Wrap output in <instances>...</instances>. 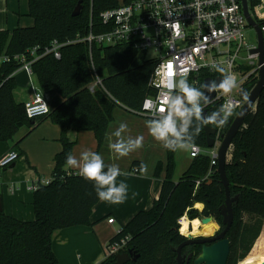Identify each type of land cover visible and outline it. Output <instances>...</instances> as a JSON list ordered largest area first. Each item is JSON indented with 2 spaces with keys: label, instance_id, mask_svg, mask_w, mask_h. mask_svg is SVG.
Masks as SVG:
<instances>
[{
  "label": "trees",
  "instance_id": "1",
  "mask_svg": "<svg viewBox=\"0 0 264 264\" xmlns=\"http://www.w3.org/2000/svg\"><path fill=\"white\" fill-rule=\"evenodd\" d=\"M128 1L29 0L28 15L33 25H19L12 32L0 30V55L28 54L31 48L40 46L41 50L55 39L69 41L62 47L60 58L48 54L32 63L39 87L43 91L54 90L62 97L47 115L61 128L62 149L54 157L50 182L33 191V220L0 210V264H59L52 245L54 232L74 225H93L92 209L100 200L92 181L66 169V156L72 154L75 143L68 132L71 129L93 131L98 151L114 119L115 108L120 105L141 114L144 98L155 93L150 84L155 60L129 44L90 46L87 41L73 40L91 31L108 30V25L101 20V12ZM79 3L82 9L74 16ZM21 65L15 59L0 64V142L15 141L14 148L37 125L36 119L28 116L25 102L14 97V73ZM208 75H200L201 90L203 79ZM97 77L101 78L102 85L92 92L89 85ZM253 85L251 82L246 90ZM215 110L218 107L211 106L208 113ZM234 118L235 115L226 123L224 132ZM23 127L27 128L26 133L15 139ZM194 144L209 148L205 126ZM166 150V176L159 198L151 209L138 212L109 240L130 236L124 252L132 251L131 264H177L175 248L187 239L179 232L177 221L185 214L191 219L212 216L224 227L222 209L226 192L218 164L211 165L208 154H198L176 181L173 178L176 151ZM230 155L226 174L231 196L238 199L233 202L234 218L226 234L231 247L227 264H237L251 250L264 223V90L233 138ZM161 169L159 162L155 175L159 176ZM195 204L204 207L199 211ZM195 250L194 257L200 252L199 246ZM116 255L106 256L97 264H114ZM194 257L188 264H193Z\"/></svg>",
  "mask_w": 264,
  "mask_h": 264
},
{
  "label": "built area",
  "instance_id": "2",
  "mask_svg": "<svg viewBox=\"0 0 264 264\" xmlns=\"http://www.w3.org/2000/svg\"><path fill=\"white\" fill-rule=\"evenodd\" d=\"M246 1L254 24L250 23L245 13L243 0H129L101 12V20L108 25V30L98 33L91 31L85 37H78L73 41H87L90 46L94 43L107 46L129 44L132 48L145 52L147 56L148 51L155 52L156 55L152 56L155 66L150 76V84L155 93L144 98L141 108L142 115L155 119L157 117L152 115L151 109L154 110V105H161L164 95L169 94L167 84L170 79L178 81L186 77L192 86L200 88L202 73L210 74L208 76L213 79L224 74L234 75L237 87L229 94L217 92L204 107V110H209L214 105L218 109L223 105H230V121L244 105L240 92H251L260 79L261 68L264 67V51L261 62V52L258 49L260 33L264 43V0ZM249 30H254V40L249 37ZM67 43L69 41L55 39L41 50L40 46L31 48L28 54H2L0 64L18 60L22 63L18 70H24L29 76H33L34 61L48 54L60 58L61 49ZM213 64L224 68L225 73L215 70ZM251 82L254 85L247 91L246 87ZM99 85H102V80L97 77L89 88L93 92ZM25 107L28 116L34 119L45 117L51 112L46 92L39 86L34 87L33 97L25 102ZM164 107L166 109V105ZM225 125L226 123L217 127L214 147L203 148L194 144L190 156L208 154L211 165L218 164V147L221 136L225 133ZM19 157V152L14 149L0 155V172ZM135 171L138 172L139 168H135ZM51 179L37 180L30 189L34 191ZM108 222L114 223L115 218L109 217ZM129 240L130 236L126 235L108 242L105 247L106 255L124 252Z\"/></svg>",
  "mask_w": 264,
  "mask_h": 264
},
{
  "label": "crops",
  "instance_id": "3",
  "mask_svg": "<svg viewBox=\"0 0 264 264\" xmlns=\"http://www.w3.org/2000/svg\"><path fill=\"white\" fill-rule=\"evenodd\" d=\"M20 3V0H0V30H14L19 25H33V19L28 15L29 11L27 12L29 17L25 18L26 13L22 12ZM23 18L26 19L25 22ZM34 76H29L24 70H17L14 73L16 81L14 97L17 101L26 102L33 97L34 87H38L30 80ZM45 92L52 110L62 101V97L54 90ZM52 92L53 96L50 94ZM147 120L146 116L130 111L124 106L119 105L115 108L114 119L109 123L107 133H111L124 122L128 125V130L123 134L125 139L128 136L144 137L143 147L124 157H117L109 150L106 137L97 151V139L93 131L69 130L68 136L75 142L72 154L79 158L81 152L91 150L101 154L105 164L119 166L122 174L117 178V183L123 181L127 184L128 195L121 204L103 201L96 203L91 214L93 225H74L56 230L52 245L59 264H97L104 260L107 256L105 247L109 240L138 212L151 209L155 200L159 198L166 176L168 153L166 148L150 135L146 126ZM36 121L35 128L17 148L13 147L15 141L0 142V155L12 149L22 152L17 161L1 170L0 196L5 213L24 220H33L35 217L33 190L30 186L37 180L52 178L54 157L62 149L60 126L48 116ZM23 128L25 129L21 132L22 135L27 131L26 127ZM230 156L229 151L228 159ZM135 161L138 163L134 164ZM142 162L147 165V171L143 174L140 170L135 171ZM159 162L162 169L157 176L155 169ZM66 169L68 172L77 173L76 169L67 167ZM109 217H114L115 222L109 223Z\"/></svg>",
  "mask_w": 264,
  "mask_h": 264
},
{
  "label": "clouds",
  "instance_id": "4",
  "mask_svg": "<svg viewBox=\"0 0 264 264\" xmlns=\"http://www.w3.org/2000/svg\"><path fill=\"white\" fill-rule=\"evenodd\" d=\"M212 67L225 73V69L215 64ZM206 91L192 86L186 77L178 81L169 80L167 88L169 94L164 95L161 105H154L152 115L156 119H148L146 126L150 135L159 141L168 150H189L194 146V140L205 125L222 127L232 115L230 105H223L210 114H204V107L210 102L211 97L206 94L223 92L229 94L237 87L236 77L224 74L217 83L215 80L202 86ZM166 105V109L164 107ZM128 125L121 122L111 133H106L108 148L117 157L127 156L129 153L143 147L142 135L124 138ZM115 138V139H113ZM66 167L76 169L77 174L84 179L92 181L100 201L112 204H121L127 199L128 186L125 182L117 183L121 176V169L115 164H105L101 154L85 150L77 158L69 153L66 156ZM143 174L147 165L143 162L139 167Z\"/></svg>",
  "mask_w": 264,
  "mask_h": 264
},
{
  "label": "water",
  "instance_id": "5",
  "mask_svg": "<svg viewBox=\"0 0 264 264\" xmlns=\"http://www.w3.org/2000/svg\"><path fill=\"white\" fill-rule=\"evenodd\" d=\"M245 13L251 24H254L253 19L249 16L247 1L243 0ZM82 9V5L79 3L75 10L73 11V15L76 16L80 13ZM261 52L260 61H263V51H264V43L263 38L260 33V47L258 48ZM223 76H218L216 78H212L210 76L204 79V84L211 83L212 81H216L217 83ZM264 90V67L261 68L260 71V79L258 80L255 87L248 94L245 90L240 92V96L244 100V105L235 116L234 120L231 122L228 130L222 134L221 144L218 147V172L221 177V181L225 187L226 192V200L225 206L222 209L223 214V224L221 225L216 223L215 221V231L210 234L200 233L195 236L188 235L187 239L180 244L175 251L177 252V264H184L185 260L187 263L194 257L193 253H190L188 257L182 254V248L185 245L200 243L202 244L201 251L194 257L193 264H227L229 254H230V240L226 237V234L233 222L234 214H233V202L238 199V197H232L229 188V180L226 174V162L228 161V153L231 149L232 141L240 127L244 124L246 116L254 109L257 100ZM203 91H206L203 88ZM217 92L207 93L213 99ZM204 114L207 115L208 110H204ZM205 132L207 136V145L208 147H214L216 143V134L218 129L215 125H205ZM3 209L2 198L0 196V210ZM214 218L212 216H204L201 218L203 224H206L210 221H213ZM208 242H212L211 244H207ZM132 256V251L121 252L116 255V261L114 264H126L130 261ZM138 256V255H137ZM137 256L134 259H137ZM264 264V263H262Z\"/></svg>",
  "mask_w": 264,
  "mask_h": 264
},
{
  "label": "rangeland",
  "instance_id": "6",
  "mask_svg": "<svg viewBox=\"0 0 264 264\" xmlns=\"http://www.w3.org/2000/svg\"><path fill=\"white\" fill-rule=\"evenodd\" d=\"M29 0H20V5L22 7V12H25V18H28L29 16L27 15V12L29 11ZM25 18H23V22H25ZM31 18V17H29ZM10 32L13 31V29H10L9 30ZM248 35L249 37L254 40L255 39V32L254 30H249L248 31ZM148 56L149 57H152V56H155L156 53L153 52L152 50L151 51H148L147 52ZM32 81V83L35 85V86H39V81L37 79V77H32V79H30ZM30 89H31V86H30ZM52 94V96L54 95V93H50ZM51 96V98H52ZM23 129L25 128H22L18 134L15 136L16 139H18L22 134L21 132L23 131ZM190 151H191V148L189 150H176L175 152V170H174V176L173 178L175 180H178L179 177L183 174V172L186 170V168L188 167V165L191 163L192 161V158L190 156ZM165 171H166V166H165ZM195 208H198V210H202L204 205L202 204H199L198 207H196V204L194 206ZM183 217L187 218L190 224V231L193 233V236L197 235V234H200V233H204L206 234L210 229L209 227L211 225H207V226H204L203 224H201V218L202 216L199 215V217L197 218H194V219H191L189 217V215L185 214L184 216H182L181 218L178 219V224H179V232L181 233L180 229H181V221L183 219ZM200 221V222H199ZM216 223H218L216 220H214ZM194 222L195 225L194 226ZM183 234V233H181ZM190 234V233H189ZM188 234V235H189ZM186 238L187 236L185 234H183ZM260 239V240H259ZM256 244H258V246H256ZM242 248H240L239 250V253L242 252ZM195 253H197V251H195ZM254 263H264V223L262 225V229H261V232L258 236V238L255 240L254 244L252 245L251 247V250L247 253V255L241 259L238 260L237 264H254Z\"/></svg>",
  "mask_w": 264,
  "mask_h": 264
},
{
  "label": "bare ground",
  "instance_id": "7",
  "mask_svg": "<svg viewBox=\"0 0 264 264\" xmlns=\"http://www.w3.org/2000/svg\"><path fill=\"white\" fill-rule=\"evenodd\" d=\"M201 221V220H200ZM199 221V222H200ZM189 222L190 221H188V219L185 217V218H183L182 219V222H181V229H180V231L183 233V234H189L190 233V224H189ZM201 224H203L202 223V221H201ZM195 225H197V224H195V222H194V226ZM204 226H207V225H211L210 227H209V233L208 234H210V233H213L214 231H215V222H214V220L213 221H210V222H208V223H206V224H203ZM257 264V263H256Z\"/></svg>",
  "mask_w": 264,
  "mask_h": 264
},
{
  "label": "flooded vegetation",
  "instance_id": "8",
  "mask_svg": "<svg viewBox=\"0 0 264 264\" xmlns=\"http://www.w3.org/2000/svg\"><path fill=\"white\" fill-rule=\"evenodd\" d=\"M208 233H209V231H208L206 234H208ZM190 235H193V233H192L191 231H190ZM211 243H212V242H208L207 244H211ZM192 245H193V246H192ZM185 246H186V245H185ZM187 246H188V247H185V248L183 247V248H182V254L185 255L186 257H188V255H189L190 253H193V254H194L195 251H196V250H195L196 247L199 246L200 251H201V248H202V244H200V243H198V244L195 243V244H190V245L188 244ZM194 246H195V247H194ZM187 253H188V254H187ZM134 258H135V257H134ZM131 260H132V256H131L130 261H131ZM134 260H136V259H134ZM191 260H192V259H191ZM130 261H129L128 263H126V264H131L132 262H130ZM189 262H190V261H189ZM189 262H188V263H189ZM188 263H187V260H185V263H184V264H188Z\"/></svg>",
  "mask_w": 264,
  "mask_h": 264
}]
</instances>
